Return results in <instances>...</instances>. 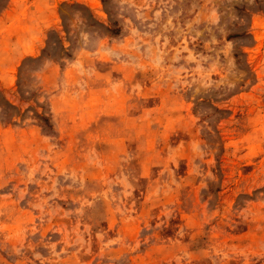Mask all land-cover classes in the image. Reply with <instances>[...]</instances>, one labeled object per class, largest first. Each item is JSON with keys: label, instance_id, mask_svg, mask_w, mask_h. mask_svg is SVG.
Listing matches in <instances>:
<instances>
[{"label": "rangeland", "instance_id": "1", "mask_svg": "<svg viewBox=\"0 0 264 264\" xmlns=\"http://www.w3.org/2000/svg\"><path fill=\"white\" fill-rule=\"evenodd\" d=\"M0 264H264V0H0Z\"/></svg>", "mask_w": 264, "mask_h": 264}, {"label": "trees", "instance_id": "2", "mask_svg": "<svg viewBox=\"0 0 264 264\" xmlns=\"http://www.w3.org/2000/svg\"><path fill=\"white\" fill-rule=\"evenodd\" d=\"M119 31V29H114V31L112 30V32L113 33H117ZM34 115H35V118L36 119H38L40 122H41V124L44 126V125H48L49 127L50 126H52L51 125V122H50V118L47 116V115H45L44 113H40V112H35L34 113Z\"/></svg>", "mask_w": 264, "mask_h": 264}]
</instances>
